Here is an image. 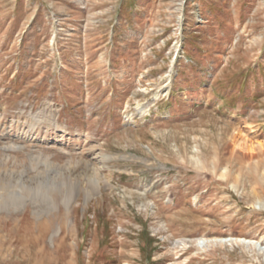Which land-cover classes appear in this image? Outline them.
<instances>
[{
    "label": "rangeland",
    "instance_id": "374dc122",
    "mask_svg": "<svg viewBox=\"0 0 264 264\" xmlns=\"http://www.w3.org/2000/svg\"><path fill=\"white\" fill-rule=\"evenodd\" d=\"M37 113L71 227L0 220V264H264V0H0V134Z\"/></svg>",
    "mask_w": 264,
    "mask_h": 264
},
{
    "label": "bare ground",
    "instance_id": "6f19581e",
    "mask_svg": "<svg viewBox=\"0 0 264 264\" xmlns=\"http://www.w3.org/2000/svg\"><path fill=\"white\" fill-rule=\"evenodd\" d=\"M30 121V126H32L30 131L23 134L17 133L14 138L6 140L7 136L4 133L0 134V220L6 218L12 220V218L19 215L26 216L28 212L35 217V220H38L43 215L46 217L53 210L58 211L61 204L64 208L62 215L65 222L71 227L70 220L72 219L70 217L69 220V215L76 193L79 192V183L76 181L72 189L66 188L63 191L64 182L58 178L61 175V168L52 165L48 161V157L34 156V149L31 146L35 142L38 133L36 128L48 129L53 124H56L55 127L58 128L57 123L54 116L51 117L41 113L31 116ZM51 138V136H48L44 140H50ZM234 143L245 152L244 154H246L248 160L253 158L256 148H262L260 142L253 140L252 137L240 131L237 132ZM20 152L23 153L21 159L18 155ZM18 162L21 163L19 168L15 166ZM89 182L93 185V189L87 188L85 190L86 198L99 193L100 188L96 173L92 174ZM9 225L16 231L19 230L17 224L12 225L8 221H4L0 228L7 232L11 230V228L6 230ZM61 228L59 226L53 230L54 233H51L50 237L51 242L62 230Z\"/></svg>",
    "mask_w": 264,
    "mask_h": 264
}]
</instances>
